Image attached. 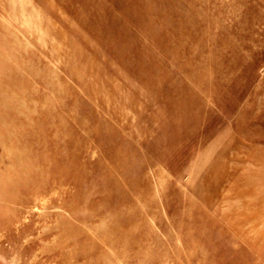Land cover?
Here are the masks:
<instances>
[{
	"label": "rangeland",
	"instance_id": "374dc122",
	"mask_svg": "<svg viewBox=\"0 0 264 264\" xmlns=\"http://www.w3.org/2000/svg\"><path fill=\"white\" fill-rule=\"evenodd\" d=\"M0 264H264V0H0Z\"/></svg>",
	"mask_w": 264,
	"mask_h": 264
},
{
	"label": "bare ground",
	"instance_id": "6f19581e",
	"mask_svg": "<svg viewBox=\"0 0 264 264\" xmlns=\"http://www.w3.org/2000/svg\"><path fill=\"white\" fill-rule=\"evenodd\" d=\"M257 220V218L256 219H254V221H256Z\"/></svg>",
	"mask_w": 264,
	"mask_h": 264
}]
</instances>
